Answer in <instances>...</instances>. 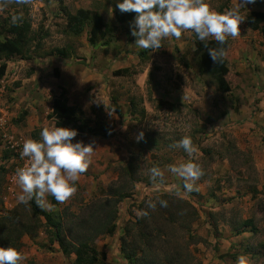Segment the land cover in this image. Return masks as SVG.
Masks as SVG:
<instances>
[{"label": "rangeland", "instance_id": "1", "mask_svg": "<svg viewBox=\"0 0 264 264\" xmlns=\"http://www.w3.org/2000/svg\"><path fill=\"white\" fill-rule=\"evenodd\" d=\"M68 10L75 12L70 6ZM14 11L27 16L34 30L43 35V48L38 54L58 47L69 50L72 57L68 60L57 57L31 61L16 59L7 64L9 71L4 82L7 90L0 98V108L8 112L7 124L23 125L27 122L26 116L39 117L40 121L32 132H0V168L5 171L0 184V215L15 210L23 220L30 216L29 205L17 200L22 190L16 170L28 160L21 158L20 153L26 139L39 140L44 127L54 126L49 117L51 99L64 88L58 81L61 69L65 68L84 80L87 88L84 93L74 90V95L68 98L71 106L80 108L92 125L106 124L110 134L105 139L90 135L75 137L73 142L88 144L94 141L95 150L87 172L76 182L77 193L67 202L59 203L61 208L68 206L75 210L81 202L97 193L99 187L114 184L124 164L132 159L140 182L132 188L131 199L124 200L121 205L118 227L128 218V213L137 214L131 200L138 203L145 197L174 194L190 201L198 211L199 219L193 231L200 241L190 249L199 264H237L241 255L247 258L248 264H264V181L255 169L256 161L264 158L247 152L240 132L248 131L243 122L229 118L231 110L237 111L235 105L239 98L235 92H218L208 78H203V88L199 93L195 90L194 94L189 93L187 104L163 101V96L160 98L163 94L179 96L183 92L179 83L186 81L184 75L158 66L156 55L159 50L149 52L146 60L139 59L138 55L144 49L135 45L131 23L121 26L114 10L102 11L105 22L115 27L112 42L107 46H90L87 30L79 37L64 34V17L47 2L43 7L32 3L11 4L0 10V16ZM169 44L162 41L165 54ZM49 68L48 75L44 71ZM24 80L28 84L25 94L13 96L12 92L21 87ZM98 82L104 87H99ZM41 84L45 85L44 89L39 87ZM115 107L119 109L117 113ZM140 132L144 136L138 142ZM5 133L19 142L17 151L7 149ZM186 135L197 148L191 159L204 170V175L195 184L198 190L191 193L185 192L183 181L168 170V166L190 159L182 148L172 147ZM259 141L264 142V137ZM153 167L164 172L163 181L151 180L149 170ZM245 221L252 222L253 231L248 227L245 232L237 233ZM120 234L118 230L114 236L99 238L95 242L96 248L102 246L99 251L107 256L108 251L104 249L112 250L115 238ZM27 239L40 245L41 250L52 249L45 235L39 232L36 236L21 238L19 251L22 254L28 250ZM27 264L32 263L27 261Z\"/></svg>", "mask_w": 264, "mask_h": 264}, {"label": "trees", "instance_id": "2", "mask_svg": "<svg viewBox=\"0 0 264 264\" xmlns=\"http://www.w3.org/2000/svg\"><path fill=\"white\" fill-rule=\"evenodd\" d=\"M59 12L65 19L64 34L79 37L86 30L87 42L90 46L109 45L114 37L115 27L104 21L102 16L92 10L79 9L70 12L62 0H56ZM117 22L122 26L134 21V12L121 13L118 7L114 10ZM22 17V23L14 25L12 16ZM246 25L250 30L258 31L264 36V13H248ZM43 35L34 30L31 20L17 11L7 12L0 16V80L6 73L7 64L13 60L31 61L47 57L68 60L72 54L66 48H52L43 54ZM196 56V73L199 77L208 78L223 94L231 93L226 79L228 65L226 58L222 63H215L209 55L208 48L197 37L194 41ZM208 47H219L210 41ZM226 50L228 43L224 46ZM142 50L138 57L146 60L149 52ZM119 109L115 107V113ZM50 119L54 126L76 129L78 135H90L108 138L110 132L106 124L94 123L84 112L68 104L67 91L60 88V93L51 99ZM137 166L129 160L121 169L117 181L105 188L99 187L97 193L85 202H81L75 210L60 207L59 202L50 196L47 199L51 210H42L35 201L30 202V216L23 220L17 211H7L0 215V247H14L18 251L23 236H36L41 232L46 237L48 246L57 245L64 256H74L72 264H106V254L97 250L95 242L99 238L111 237L119 230V253L127 264H199L190 247L200 239L194 233L193 226L199 219L193 204L174 194H159L143 198L138 203L134 200L131 206L137 214L128 213V218L118 227L119 211L124 200L131 199L132 188L140 182L136 176ZM5 171L0 168L1 177ZM167 201V207L159 201ZM155 203V209L148 203ZM147 212V215L141 213ZM252 229V222L245 221L237 233Z\"/></svg>", "mask_w": 264, "mask_h": 264}, {"label": "clouds", "instance_id": "3", "mask_svg": "<svg viewBox=\"0 0 264 264\" xmlns=\"http://www.w3.org/2000/svg\"><path fill=\"white\" fill-rule=\"evenodd\" d=\"M255 2L236 0L235 6L224 12L216 11L205 0H122L117 7L121 13L136 14L130 28L138 48L156 51L163 46L165 39L174 37L179 40L182 33L191 31L208 48L212 60L219 64L227 55L224 46L228 39L238 38L241 24L248 19L241 10ZM31 3L32 0H0V10L11 4ZM11 22L14 25L22 23V17L14 15ZM210 41H215L219 47H208ZM77 135L76 129L52 126L42 129L39 140L29 138L24 141L20 156L28 158V164L16 170V179L22 190L17 195L19 203L27 206L35 201L40 209L51 210L47 201L49 195L57 202L65 203L77 193L76 182L87 172L95 150L94 141L88 144L73 142ZM143 136L144 133L140 132L137 141ZM172 147L182 148L190 159L170 165L168 170L183 181L185 192L198 190L195 184L204 175V170L191 159L197 152L192 138L186 135ZM149 171L153 182L163 181L164 172L160 168L153 167ZM159 203L167 207V201L160 200ZM155 206V203H148L149 208L155 209ZM24 259L16 248L0 247V264H21ZM237 264H248L247 258L241 255Z\"/></svg>", "mask_w": 264, "mask_h": 264}, {"label": "crops", "instance_id": "4", "mask_svg": "<svg viewBox=\"0 0 264 264\" xmlns=\"http://www.w3.org/2000/svg\"><path fill=\"white\" fill-rule=\"evenodd\" d=\"M46 2L51 7H56L59 12L56 0H32V5L43 7ZM62 2L67 9L70 6L75 9V12L79 9L92 10L99 13L103 18V10L113 12L117 8V4L122 2V0H62ZM205 2L209 3L218 12H224L236 4V0H205ZM246 7L248 10H241L245 15L251 12L264 13V0H256L255 3L247 4ZM195 37L196 35L191 31L184 32L179 40L174 37L165 39L170 42L168 45L170 47L167 49L166 54L163 52L164 49L162 47L158 49L159 51L156 55L157 65L170 72L177 71L179 74H183L186 79L185 82L179 83V87L183 90L179 96L165 94L160 96V98L163 96V101L165 102L175 105L187 104L188 94H194L195 91L199 93V89L201 87L203 88V77H199L196 73ZM228 40L229 47L225 57L228 65L226 79L230 84L231 93L235 92V95L239 98L237 105H235L237 111L234 112V110H231L229 118L233 121L243 122L244 128L248 131L240 132L247 152H251L255 157L259 156L264 158V142L259 141L260 137H264V132H262L264 131V36L258 31L250 30L245 21L241 24V35L236 39L229 38ZM49 70L51 69H45L44 73L50 74ZM8 71L9 67L3 79L0 80V92L1 88L4 89V92L7 90L4 82L5 78L8 77ZM71 72V70L62 68L61 77L58 81L67 91V98L74 95L75 89L77 92L82 93L86 92L87 89L85 88L86 82L81 80L77 74L74 73L72 75ZM26 80L30 83L29 79ZM26 80L22 82L21 87L16 88L12 92L13 96H22V94H25L24 89L28 85L25 83ZM98 85L99 87H104L100 82H98ZM39 87L44 89L45 85L41 84ZM96 88L98 87L96 86ZM21 101L23 102L22 99ZM70 103L72 102L68 99V104L71 106ZM0 113H2L1 116L4 117L6 122L5 132H32L34 125H39L40 118L36 116H26L27 122L20 126L7 124L8 112L0 108ZM255 169L259 173V178L264 181V160L256 161ZM117 238H115L116 240L112 250L109 247L104 249L105 252L108 251L106 264H127L119 253ZM105 242H107V239ZM25 243H27L28 250L26 249L24 252L25 259L21 261V264H27V261L32 264L73 263L74 256H64L58 251L57 245H53L51 250L46 251L44 249L41 250L40 245L34 244L30 239H27ZM97 249H102V246L97 247Z\"/></svg>", "mask_w": 264, "mask_h": 264}, {"label": "built area", "instance_id": "5", "mask_svg": "<svg viewBox=\"0 0 264 264\" xmlns=\"http://www.w3.org/2000/svg\"><path fill=\"white\" fill-rule=\"evenodd\" d=\"M4 89L1 88V92H0V98L2 96V94H4ZM2 113H0V132H5V128H6V122L4 117L1 116ZM4 138H5V142L7 144V149L10 151H17L18 147H19V142L14 141V137L11 136L9 133H5L3 134ZM28 164V160L22 165V167H25Z\"/></svg>", "mask_w": 264, "mask_h": 264}]
</instances>
